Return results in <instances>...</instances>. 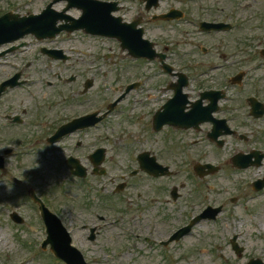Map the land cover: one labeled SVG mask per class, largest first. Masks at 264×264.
I'll return each instance as SVG.
<instances>
[{"label":"rangeland","instance_id":"rangeland-1","mask_svg":"<svg viewBox=\"0 0 264 264\" xmlns=\"http://www.w3.org/2000/svg\"><path fill=\"white\" fill-rule=\"evenodd\" d=\"M46 1L35 0L21 12L34 9L38 11L45 6ZM176 1L179 0H165L158 9L149 12L147 18L153 13L166 12ZM256 1L258 3L255 7H258L260 15L264 16V0ZM140 2L141 0L123 2L125 7L121 12L125 19L131 20L137 16L143 8ZM232 3H235L234 0H225V5ZM55 6L64 7L65 2L59 1ZM68 11L77 13L74 8ZM147 27L150 34L159 37L161 41L174 44L179 42L177 47L180 52L189 49L187 32L172 22H149ZM242 37L245 43L243 32L237 34L236 40L234 36H230V40L234 43L237 41V45H240L241 42L237 39ZM76 38L75 47L81 52L72 53L71 59L67 61L48 58L39 51L42 44L34 42L13 53L5 54L0 58V81L15 71L13 66H25L23 77L29 80L28 84L16 89H85L87 80H91L93 85L89 96L101 101L108 93L104 89H125L130 82L141 79L142 84L137 89L144 91L134 93L129 106L127 101H123L106 125L113 129L111 131L117 137L115 141H111L110 154H115L121 160V165H116L108 177H90L80 181L68 178L66 173L55 174L56 171L29 174L22 171L29 164L19 166L17 170L14 167L19 165V159L15 156L10 158V168L15 169L17 175L24 179L22 184H16L7 174L0 175V264H62L50 255V250L40 252L38 248L34 249L35 239H39L43 234L36 210L28 203L23 192L35 185H38L45 198H49L52 209L58 211L63 220L71 222L72 227H76L73 239L82 248L90 264H245L252 257L264 259V189L257 192L251 186L253 180L264 175V164L260 168L239 169L233 167L230 161L225 162L239 149L248 151L249 148L260 145L250 142L249 146L248 143L232 137L224 147H217L206 137H201V132H193L191 135L188 132H175L172 133L173 138L161 133L149 137L152 132L151 123L149 124L150 120L152 121L151 115L156 107L172 94L171 91L166 93L162 89H166V83L173 78L162 74L156 61H134L126 55L127 50L122 49L114 40L96 39L101 52L110 53L107 54L109 57L100 53L97 59L91 56L90 51L96 43L86 40L88 37L83 33L76 34ZM205 38L197 35V39ZM61 39L63 36L58 37L53 44L63 46ZM180 60L183 62L182 58ZM192 72L196 74L199 70ZM258 72L264 78V65ZM72 74H78V79L63 80ZM58 75L63 79H59ZM204 79L192 77L191 85L186 89L193 90L190 92L193 98L198 96V89L203 87ZM48 81L53 83L50 88L47 86ZM100 92L101 96H98ZM16 94L21 97L25 92H10L7 96L10 98ZM130 108L132 115L128 116ZM135 137L142 139L135 142L139 149L146 147L144 139H147L149 149L152 145L153 150L158 151L159 158L172 163L171 176L152 178L139 171L127 179L129 172H125L124 164H131L135 159L138 149L132 145L134 140H137ZM80 139L81 137L77 136L65 144L71 147L70 144H75ZM4 142H0V148ZM262 143L264 144V139ZM86 144L90 147L91 143ZM35 149L47 147L40 145ZM195 155L220 163L221 169L202 178L193 176L190 172L193 171V163L189 162ZM108 166L113 167L111 162ZM52 168L54 163L46 164V170ZM44 179L48 182L45 183ZM57 180L59 182L55 183ZM122 180L126 181L127 188L116 192V187L124 182ZM244 185L249 186L243 187ZM155 194L159 195V203L154 201L152 205L143 204V199L147 201L155 198ZM136 204L143 205V214L136 210ZM222 204L224 211L216 220H202L194 226L195 233L183 240L163 246L154 239L144 238L150 235L151 238L156 236L157 239L166 240L203 208ZM12 210H17L25 217L22 225L11 220ZM97 214L106 215L112 225L99 221ZM94 222H100L102 225L101 228L95 227L98 232L97 239L89 241L90 228L81 229V225L94 226ZM154 225L155 227H152ZM234 233L239 234L237 241L245 249L240 256L230 245V238ZM136 234H140L141 238L138 239L139 235ZM221 254L225 257L222 258Z\"/></svg>","mask_w":264,"mask_h":264},{"label":"flooded vegetation","instance_id":"flooded-vegetation-1","mask_svg":"<svg viewBox=\"0 0 264 264\" xmlns=\"http://www.w3.org/2000/svg\"><path fill=\"white\" fill-rule=\"evenodd\" d=\"M257 3L258 1L256 0H237L235 20L238 30L243 29L245 24H257L260 22V12L258 11V7H255ZM207 18L212 17L207 16ZM214 19L220 21L221 17L218 19L216 17ZM90 90L91 89H88L87 91H85V89H45L43 91V99L45 101L44 106L43 108L38 107L37 116L27 117L22 120L21 123H10L7 125V128L16 132V139L28 143L45 142L50 145H56L58 143H67L69 140H74L75 137L80 136V141H76L75 144H70L71 147L65 145L63 146V149L78 150L80 153L76 156L81 159V162L86 165L87 168H89L90 173H92L95 171V168L91 161L90 154L100 145L101 142L104 146L108 147L112 135L110 130H107V133H103L101 137H99L97 134L99 125H96L86 129L67 132L54 144L50 143V139L59 131L61 126L79 117L83 113L99 110V101L95 98H90ZM252 91V95H262L264 97V89H261L260 91L252 89ZM220 113L222 117L227 118L230 123L234 124L241 130H249L253 124L264 129V119L258 122V120L250 116L251 123H247L242 117L241 110L224 106L221 108ZM207 127L209 128L210 125L207 124ZM254 131L258 133L256 141H259L258 144H260L262 146L261 149L264 150V144L262 143L264 139V131L262 133H259V129H254ZM250 133L252 137V131H250ZM205 135H207V131H205ZM86 142L91 143L90 147L87 146ZM92 143H95V146H93ZM71 153L74 152H69L68 157ZM85 155L86 160H84ZM109 158L113 159V157H106L105 164ZM45 162L49 163L50 161ZM66 167L68 168L67 164Z\"/></svg>","mask_w":264,"mask_h":264},{"label":"water","instance_id":"water-1","mask_svg":"<svg viewBox=\"0 0 264 264\" xmlns=\"http://www.w3.org/2000/svg\"><path fill=\"white\" fill-rule=\"evenodd\" d=\"M7 17V16H6ZM11 18H13L12 16H10ZM19 17V16H18ZM86 20L84 23L86 24V26H88L89 28L94 29L97 25V23L95 21H93L92 19H84ZM24 21H27L26 18H21V20H17L15 19L14 22H22L21 25H13L10 23L7 27H6V31L7 32H19L21 31L23 28L27 27L28 25L32 26L31 24H26ZM31 28V27H30ZM95 31L98 32H108L103 28H98L95 29ZM94 32V31H93ZM121 33V35L123 37H125V34L121 31L119 32ZM52 220V218H51ZM192 225H190L187 230H189L191 228ZM56 254L62 258H64L65 260H67L68 264H79L81 262H83V258L81 256V254L79 253V251L75 248L71 249H65V248H59L58 250L55 251ZM84 263V262H83ZM85 264V263H84Z\"/></svg>","mask_w":264,"mask_h":264}]
</instances>
